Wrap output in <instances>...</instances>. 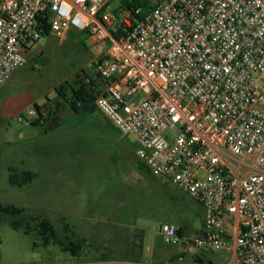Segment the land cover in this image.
I'll list each match as a JSON object with an SVG mask.
<instances>
[{
    "label": "built area",
    "instance_id": "obj_1",
    "mask_svg": "<svg viewBox=\"0 0 264 264\" xmlns=\"http://www.w3.org/2000/svg\"><path fill=\"white\" fill-rule=\"evenodd\" d=\"M109 2L0 0V91L46 31L107 42L95 106L205 209L202 232L163 225V241L264 264V0H160L125 15Z\"/></svg>",
    "mask_w": 264,
    "mask_h": 264
},
{
    "label": "rangeland",
    "instance_id": "obj_2",
    "mask_svg": "<svg viewBox=\"0 0 264 264\" xmlns=\"http://www.w3.org/2000/svg\"><path fill=\"white\" fill-rule=\"evenodd\" d=\"M158 1L147 0L146 9ZM132 4L110 0L107 9L125 15ZM107 47V42L95 45L84 32L42 37L25 52L26 65L15 70L0 91V206L25 210L32 228L27 235L11 227V217L0 223L3 261L58 260L46 253L36 226L48 220L61 237L80 243L85 259L166 263L173 251L181 250L185 264H197L198 256L203 264H234L229 252L165 243L163 225L182 228L188 239L202 232L204 207L171 180L154 176L139 158L134 138L122 136L95 105L79 113L72 109L75 81L88 77L101 89L95 62ZM60 102L54 117L58 127L47 131L31 125L35 118L29 112L36 106L46 105L51 114ZM11 169L36 177L13 186ZM147 247L156 251L148 255ZM49 250L69 258L57 245Z\"/></svg>",
    "mask_w": 264,
    "mask_h": 264
},
{
    "label": "trees",
    "instance_id": "obj_3",
    "mask_svg": "<svg viewBox=\"0 0 264 264\" xmlns=\"http://www.w3.org/2000/svg\"><path fill=\"white\" fill-rule=\"evenodd\" d=\"M133 2L132 6L128 5L129 9L142 7L145 9V11H148L150 9H146L147 0H131ZM49 32L46 31L44 34V37H48ZM91 85V86H89ZM75 87L72 88L73 91V101H72V109L79 113L83 109L88 106V96H96V94L99 92L97 91L96 84L94 80H91L87 77V80H77L75 81ZM59 91V90H58ZM60 92V91H59ZM60 96L64 98V94L60 92ZM95 103H93L91 106H88V110L94 106ZM46 107V105H45ZM62 107V103L57 104V110L55 113H48L47 108L45 109L42 106H36L37 116L35 117V120L31 123L32 126L35 127H44L46 128V125L53 121L59 112L60 108ZM87 110V111H88ZM47 130V128H46ZM48 131V130H47ZM36 177L35 174L30 172H25L23 174H18L14 169H11L10 174V183L13 186H23L33 181V179ZM10 218V225L14 230H23L25 234H30L32 231V228L30 227L29 222L27 221V217L25 216V210L18 209L15 207H2L0 206V223L6 218ZM39 234L42 237V242L45 246L49 245H57L60 247V249L63 252H69L74 256H79L81 252L82 246L80 243H73L70 241H67L66 238H63L60 236V234L55 230L54 226L51 224L48 220H39L37 222ZM185 254L183 255V257ZM142 258L134 259L133 263H140ZM106 261V260H101ZM196 263L197 264H203L204 260L201 257H196Z\"/></svg>",
    "mask_w": 264,
    "mask_h": 264
},
{
    "label": "crops",
    "instance_id": "obj_4",
    "mask_svg": "<svg viewBox=\"0 0 264 264\" xmlns=\"http://www.w3.org/2000/svg\"><path fill=\"white\" fill-rule=\"evenodd\" d=\"M90 39L92 40V42L95 45L97 44L92 37H90ZM105 50H103L98 55L97 59L104 54ZM101 88H102V84H101ZM99 90H97V91H99ZM46 108L47 107H45V109ZM53 121L58 122L57 119H54ZM49 246H45L46 251H47L46 253L47 254H55V257L56 258L58 257V260H54V261L45 260V261H41L39 264H103V263H106L105 261H101L100 259H88V258L85 259L82 254H80L79 256H74L69 252H63L61 249H60V251L63 253H67V255H69V258H66V257L64 258L63 256L60 257L57 250H54L55 253L54 252L51 253L49 250ZM146 251H147V254L150 255V254L154 253L156 251V249H155V247H147ZM184 254H185V251L184 252L181 250L173 251L172 255H170V258L168 259V262H166V263H161V262H156V261L151 263L149 261L144 260V258H142L140 263H133V262L132 263L133 264H185V256L183 257ZM0 264H12V263H7V262L3 261L1 251H0Z\"/></svg>",
    "mask_w": 264,
    "mask_h": 264
},
{
    "label": "water",
    "instance_id": "obj_5",
    "mask_svg": "<svg viewBox=\"0 0 264 264\" xmlns=\"http://www.w3.org/2000/svg\"><path fill=\"white\" fill-rule=\"evenodd\" d=\"M96 100V96H91L89 95L88 96V106H91ZM88 106L85 108L84 111H87L88 110ZM59 126V123L58 122H55V121H51L49 122L47 125H46V128L48 131H52L54 128L58 127Z\"/></svg>",
    "mask_w": 264,
    "mask_h": 264
}]
</instances>
